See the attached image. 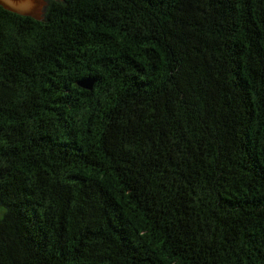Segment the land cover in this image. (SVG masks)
<instances>
[{
  "label": "trees",
  "instance_id": "trees-1",
  "mask_svg": "<svg viewBox=\"0 0 264 264\" xmlns=\"http://www.w3.org/2000/svg\"><path fill=\"white\" fill-rule=\"evenodd\" d=\"M0 264H264V0L0 5Z\"/></svg>",
  "mask_w": 264,
  "mask_h": 264
},
{
  "label": "water",
  "instance_id": "water-1",
  "mask_svg": "<svg viewBox=\"0 0 264 264\" xmlns=\"http://www.w3.org/2000/svg\"><path fill=\"white\" fill-rule=\"evenodd\" d=\"M46 0H0L3 8L19 14L29 15L35 19L42 18L43 7ZM93 78L83 76L76 80V83L83 88H91Z\"/></svg>",
  "mask_w": 264,
  "mask_h": 264
},
{
  "label": "flooded vegetation",
  "instance_id": "flooded-vegetation-1",
  "mask_svg": "<svg viewBox=\"0 0 264 264\" xmlns=\"http://www.w3.org/2000/svg\"><path fill=\"white\" fill-rule=\"evenodd\" d=\"M46 4V3H45Z\"/></svg>",
  "mask_w": 264,
  "mask_h": 264
}]
</instances>
